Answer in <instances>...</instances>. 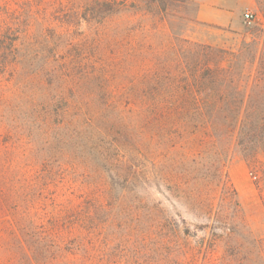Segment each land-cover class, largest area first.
I'll list each match as a JSON object with an SVG mask.
<instances>
[{
  "label": "trees",
  "instance_id": "trees-1",
  "mask_svg": "<svg viewBox=\"0 0 264 264\" xmlns=\"http://www.w3.org/2000/svg\"><path fill=\"white\" fill-rule=\"evenodd\" d=\"M11 1L0 0V214L29 231L33 264L151 259L168 242L186 256L197 231L143 191L191 179L237 195L233 153L264 202L260 23L235 50L172 26L204 23L182 12L191 0ZM86 40L97 51L82 55ZM227 217L238 230H216ZM215 219L198 226L212 230L209 249L224 242L226 264H264V237H252L239 202Z\"/></svg>",
  "mask_w": 264,
  "mask_h": 264
},
{
  "label": "rangeland",
  "instance_id": "rangeland-1",
  "mask_svg": "<svg viewBox=\"0 0 264 264\" xmlns=\"http://www.w3.org/2000/svg\"><path fill=\"white\" fill-rule=\"evenodd\" d=\"M191 1L193 4H190L189 9L187 8L186 11L182 9V12L187 15V12H194L197 9L199 21L205 24L200 23L193 26L175 19L172 26L198 41L237 50L243 44L244 37L247 41L251 40L249 33L250 28L256 25L254 23H260L264 27V0ZM14 2L15 0L11 1L12 6H14ZM247 12L255 15V22L247 23L245 17ZM213 19L216 21L211 22L210 20ZM217 19L222 22L230 19V22L222 24ZM115 38H119L118 34L109 30L108 40L113 41ZM81 45L80 53L82 55H86L90 48L97 51V48L91 45L90 40L84 41ZM118 49V47H110L108 51L116 52ZM260 159L264 163V154L260 155ZM226 170L237 195H234L229 185L224 193L219 188L205 185L204 181L191 179H183L179 185L173 186V188L164 182H161L163 184L160 186L149 184L146 186L148 189L143 191L148 200L159 202L162 209H167L170 216L176 219L184 218L192 233L197 231L194 237L186 238V245L183 246L188 251L186 256L169 253L167 245L171 243L168 242V244L159 247L160 253L151 259H145L143 256L127 258L113 255L110 264H226L225 243L219 242L214 249H209L207 247L208 239L211 237L212 230L209 227L206 230H200L198 226L216 223L217 209H225L230 212L231 209H238V202L240 208L244 209L252 237H264V202L256 189L254 172L238 153H233L227 163ZM122 208L133 209V202L123 201ZM122 208L121 205L117 206L115 213L119 214ZM3 219L7 222H2ZM11 219H13V215L10 213L0 214V264H33L32 247L27 236L24 235V233L28 235L29 231L24 229V233H22L16 223L9 222ZM216 224L220 226V228H216L219 232L227 228L238 230V219L234 220L231 217ZM201 238H205V243ZM166 247L168 251L165 249ZM194 254L196 257L193 256ZM235 259L238 263V257Z\"/></svg>",
  "mask_w": 264,
  "mask_h": 264
},
{
  "label": "built area",
  "instance_id": "built-area-1",
  "mask_svg": "<svg viewBox=\"0 0 264 264\" xmlns=\"http://www.w3.org/2000/svg\"><path fill=\"white\" fill-rule=\"evenodd\" d=\"M245 17H246V21L249 22V23H251V22L256 20L255 19V15L253 13H250V12H247L245 14Z\"/></svg>",
  "mask_w": 264,
  "mask_h": 264
},
{
  "label": "crops",
  "instance_id": "crops-1",
  "mask_svg": "<svg viewBox=\"0 0 264 264\" xmlns=\"http://www.w3.org/2000/svg\"><path fill=\"white\" fill-rule=\"evenodd\" d=\"M211 22H215L216 21V19H213V20H210ZM217 21L218 22H221L222 24H226V23H229L230 22V19H228V20H224V22H222V21H220L219 19H217Z\"/></svg>",
  "mask_w": 264,
  "mask_h": 264
}]
</instances>
